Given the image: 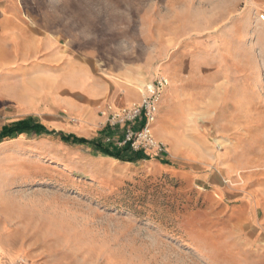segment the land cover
<instances>
[{"label": "rangeland", "instance_id": "obj_1", "mask_svg": "<svg viewBox=\"0 0 264 264\" xmlns=\"http://www.w3.org/2000/svg\"><path fill=\"white\" fill-rule=\"evenodd\" d=\"M9 2L43 52L28 73H0V129L24 107L22 120L53 133L0 142V212L15 211L0 215L8 248L29 264H264V24L246 51L215 39L231 9L213 0ZM85 63L116 82L167 79L151 126L165 157L114 162L59 141L83 133L43 102L82 97L64 71L49 78L51 66Z\"/></svg>", "mask_w": 264, "mask_h": 264}, {"label": "crops", "instance_id": "obj_2", "mask_svg": "<svg viewBox=\"0 0 264 264\" xmlns=\"http://www.w3.org/2000/svg\"><path fill=\"white\" fill-rule=\"evenodd\" d=\"M215 4L227 5L230 11V18L220 19V22L230 23L227 27H219V32L215 36V39H229L231 44L235 45V48L238 46H245L246 51H249L248 47L251 44V40L254 38L253 32L249 31L250 28H253L255 21H258V11L264 14V0H213ZM9 0H2L0 2V33H6V45H0V73H23L24 71L28 73L30 70L29 66H25V63H28L35 56L41 55L43 52L42 48L35 45V40H32L29 37H23L22 35L34 34V29L30 25L31 20H27L25 16L16 14L6 13V6L8 5ZM9 4H11L9 2ZM261 24V23H260ZM262 25V24H261ZM228 29V30H227ZM256 39H259L263 43L264 40V30L260 31L256 36ZM222 43V41H220ZM233 45L230 46L231 49ZM32 46V48H31ZM222 50V47H221ZM233 53V50H231ZM41 61V60H40ZM44 62V61H42ZM16 65V66H14ZM46 65H44L45 67ZM38 67V66H37ZM54 70L49 74V78L53 81H58L61 78V73L64 71L66 74V79L73 85L76 86V92L82 97L81 99L74 100L72 102L62 103L59 100H50L46 104L44 101L43 109L48 110H60L64 111L69 116H71V122L74 124L73 131L83 133L81 138L77 139H89L87 140L89 144L84 146H96L99 144L97 140H93L94 137H97L98 132L103 145H100L103 148H108L109 150L116 149L111 145L105 143V138L111 136L115 131L109 130L108 128H100L99 125L102 124V118L98 115V110L105 103H117L120 105H128L133 102H138L141 98V92L144 86L156 78L162 75H154L151 80L147 78L135 80L133 78H125V80L117 79L118 82L112 80L108 75L98 76L95 72L97 71L93 64H79L67 67L63 70L57 68L55 64L51 66ZM3 68V69H2ZM42 66L38 67V78L45 79V71L42 70ZM43 72H41V71ZM23 77V76H22ZM164 77V76H162ZM42 80V79H40ZM167 90V89H166ZM164 91L162 99L165 95ZM162 103V101H161ZM161 105V104H160ZM160 107V106H159ZM17 111L21 116L13 117L12 122L22 120L24 117L30 114V111L26 108H17ZM79 121L82 122V125L79 124ZM11 124V123H10ZM79 124V125H78ZM9 125V124H8ZM7 126V125H6ZM1 130V129H0ZM114 132V133H113ZM35 134V133H30ZM28 134L22 133L18 137L27 136ZM36 135V134H35ZM71 135V134H70ZM69 136V135H67ZM73 136V135H71ZM15 138V139H16ZM59 141H61L59 137ZM69 144V143H65ZM77 144V143H75ZM80 145V144H79ZM99 152V151H98ZM100 153V152H99ZM102 154V153H101ZM108 160L114 162H119L117 159H112L107 157ZM216 194H220L221 191L216 189ZM8 197L6 195L4 198ZM264 197V195H263ZM22 210V209H20ZM18 209L16 214H23ZM15 211L13 208H5L0 212V215H14ZM4 220V219H2ZM264 221V216H263ZM6 226H3V223L0 224V230H5ZM8 244L3 235H0V264H29L27 261H24L22 255L23 253L19 251H14L8 248ZM24 262V263H22ZM36 264V263H35Z\"/></svg>", "mask_w": 264, "mask_h": 264}, {"label": "built area", "instance_id": "obj_3", "mask_svg": "<svg viewBox=\"0 0 264 264\" xmlns=\"http://www.w3.org/2000/svg\"><path fill=\"white\" fill-rule=\"evenodd\" d=\"M258 21L264 24V14L258 15ZM167 87V79L160 76L144 86L138 102L122 107L105 103L98 110L102 125L118 134V137H106L105 143L116 149L127 148L132 153H153L165 157L166 150L153 137L151 126Z\"/></svg>", "mask_w": 264, "mask_h": 264}, {"label": "trees", "instance_id": "obj_4", "mask_svg": "<svg viewBox=\"0 0 264 264\" xmlns=\"http://www.w3.org/2000/svg\"><path fill=\"white\" fill-rule=\"evenodd\" d=\"M22 133H35L37 135H41V134H48V133H53V132H48L43 126H41L40 124L36 123L35 121H33L32 119H26V120H21V121H17L15 123L9 124L5 127H3L0 131V142L3 139L6 138H13L19 134ZM59 137L61 139V141H63L64 143H77L80 145H87L89 144V142L85 139H77L74 136H64L62 134H59ZM97 150L102 153L105 156L120 160V161H125V162H132L133 159L134 160H139L142 159L144 157V153H135L131 158L129 159H123L122 153L123 152H127V148L124 149H113V150H109L108 148H103L101 147L99 144L97 145Z\"/></svg>", "mask_w": 264, "mask_h": 264}, {"label": "bare ground", "instance_id": "obj_5", "mask_svg": "<svg viewBox=\"0 0 264 264\" xmlns=\"http://www.w3.org/2000/svg\"><path fill=\"white\" fill-rule=\"evenodd\" d=\"M155 121V120H154Z\"/></svg>", "mask_w": 264, "mask_h": 264}]
</instances>
